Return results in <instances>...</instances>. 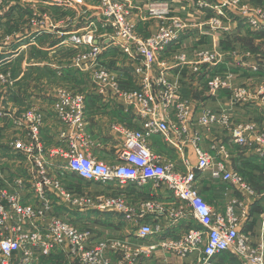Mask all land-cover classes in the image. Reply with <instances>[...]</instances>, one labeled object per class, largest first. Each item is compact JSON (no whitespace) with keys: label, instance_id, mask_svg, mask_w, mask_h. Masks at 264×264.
Segmentation results:
<instances>
[{"label":"crops","instance_id":"1","mask_svg":"<svg viewBox=\"0 0 264 264\" xmlns=\"http://www.w3.org/2000/svg\"><path fill=\"white\" fill-rule=\"evenodd\" d=\"M199 1L175 2L172 15L184 23L185 30L178 41L158 56L153 68L154 79L164 75L168 81L179 85L177 99L188 106V116L184 123L178 121L174 109L164 113L174 125L172 139L179 144L172 145L161 134L151 135L147 143L155 153L181 173L187 172L183 162L189 161L191 170L197 175L198 189L216 214H224L231 204L239 211L238 202L242 203L246 216L242 218L240 231L250 238L254 248L262 247L264 254V162L254 148L236 145L231 133L233 127L247 124L264 131V94L260 92L264 88V32L251 27L250 15H243L235 9L226 11L227 20L223 19L222 22V28L226 30H213L208 23L214 12L208 8H200ZM201 1H207L211 6L220 2ZM241 1L252 9L251 13L253 10L264 12V0ZM148 3L149 0H131L133 20L138 31L146 37L154 35L161 25L157 20H141L140 15L146 10ZM3 10L0 14V25L3 26L0 29V76H3L0 78V189L8 176H19L26 185L22 193L24 202L37 204L33 187L37 182L34 156L14 148L16 141L26 140L28 137L29 124L24 117L29 112H35L43 118L40 142L44 150L39 156L45 159L52 178L59 180L68 192L97 199L122 197L134 209L131 218L115 209L80 210L52 189L50 199L53 215L89 231L93 243L121 242L134 248L146 244L138 238V230L142 224L159 222L163 225L164 232L154 237L158 244L165 239L201 229V225L195 221L189 223L181 218L170 221L167 215L161 217L150 213L139 218L142 205L148 201L162 203L167 207L168 213L180 207V201L165 186L156 188L148 183L143 189L108 190L71 173L64 158L51 156L55 149L62 146V133H72L55 113L61 91L84 95L86 113L82 135L87 145L86 152L98 161L117 164L124 141L115 127L140 130L143 119L135 110L127 109L123 99L100 95L93 71L85 69L79 72L75 69L74 59L88 47L68 41L71 32L81 31L78 30L81 29L80 24L74 27L67 23V18L74 17L71 11L56 7L51 0H8ZM34 12H39L43 17L40 25L31 27L29 21ZM95 15L90 12L82 19L81 26L90 20H96ZM203 50L220 53L222 60L215 66L203 65L196 72L197 55ZM178 55H185L189 64L182 66L175 62L174 57ZM100 66L119 80L122 90L139 89L142 78L137 73L139 64L128 60L117 50L107 49ZM227 75L232 77L231 86L213 94L210 86L214 77ZM239 88L250 92L249 103H233V92ZM208 112L214 114L218 121L227 118L229 124L217 122L210 126L202 125L201 120ZM255 137L256 134L250 135L252 141ZM197 146L209 153L215 161L223 163L229 172L239 173L251 186L253 194L216 181L211 170L198 171L195 152ZM36 227L45 231L47 221H38ZM67 248L43 258L40 264L48 259H53V264H69ZM111 256L114 264H117L119 253ZM162 261L169 264H189L192 258L181 259L160 248L153 259L142 256L136 264H161ZM214 264L245 263L235 251H228L217 257Z\"/></svg>","mask_w":264,"mask_h":264},{"label":"built area","instance_id":"2","mask_svg":"<svg viewBox=\"0 0 264 264\" xmlns=\"http://www.w3.org/2000/svg\"><path fill=\"white\" fill-rule=\"evenodd\" d=\"M51 1L56 7L73 13V18H67L70 26L77 27L80 24L81 29L78 30L81 31L71 32L68 41L85 45L88 49L74 59L75 69L79 72L85 69L93 71L100 95L123 99L127 109L135 110L143 119L140 130L115 127L124 141L117 164L110 165L98 161L86 152L87 145L82 135L86 113L84 95L61 91L55 113L72 133H62V146L55 149L51 156L64 158L71 173L108 190L143 189L148 183H152L156 188L165 186L180 201V207L168 213L167 207L162 203L148 201L142 205L139 218L142 219L150 213L161 217L167 215L170 221L177 218L186 219L189 223L195 221L201 225V229L165 239L158 244L154 237L161 235L164 228L157 222L140 226L138 238L146 243L143 247L134 248L121 242L93 243L89 231L52 214V189L80 210L115 209L131 218L134 209L122 197L97 199L66 191L59 180L51 177L45 159L39 156L44 150L40 142L42 115L29 112L24 117L29 124L28 137L26 140L16 141L14 148L34 156L37 182L33 187L37 204L24 202L22 193L26 185L21 177L10 175L5 179L4 186L0 189V264H40L43 258L50 257L66 247L69 264H114L111 256L113 253H119L117 264H136L142 256L153 259L160 248L181 259L192 258L189 264H214L217 257L228 251H235L245 264H264L262 247L254 248L250 238L240 231L242 218L246 216L243 204L238 202L239 211L231 204L224 214H216L198 189L197 175L191 170L189 161L183 162L187 172L181 173L161 155L155 153L147 143L151 135L161 134L169 143L178 146L179 143L172 139L174 125L164 113L174 109L180 123H184L188 116L187 104L177 99L180 93L179 85L171 83L164 75L157 79L153 76L158 56L178 41L185 30L184 23L172 15V7L178 0H149L140 18L157 20L161 25L154 35L148 37L138 31L133 20L131 0ZM198 3L200 8H208L214 12L208 23L213 30H226L222 28V22L227 20L226 11L235 9L243 15H250L251 27L264 32V12L253 10L251 13L252 9L241 0H220L215 6H211L207 1L200 0ZM90 12L96 14V20H90L81 26L82 19ZM42 17L39 12H34L29 21L30 26L40 25ZM110 48L139 64L137 73L142 78L138 90H122L119 80L100 66L104 52ZM221 58L220 53L203 50L197 55L195 71L199 72L203 65L215 66L220 63ZM174 60L182 66L189 64L185 55L175 56ZM231 82V76H216L211 82L210 90L213 94L217 93L229 88ZM260 92L264 94V88ZM250 100L251 94L247 89L239 88L233 92L234 104H246ZM217 122L229 124L227 118L218 121L211 112L205 114L201 120L204 126ZM231 133L236 145L254 148L264 162V131H259L255 125L247 124L233 127ZM251 134H256L254 141L250 138ZM195 152L198 171L211 170V175L216 181L253 194L251 186L239 173L229 172L223 163L215 161L199 146ZM41 220L47 221L45 231L36 227ZM29 226L31 228L28 229ZM161 264L169 263L162 261Z\"/></svg>","mask_w":264,"mask_h":264},{"label":"rangeland","instance_id":"3","mask_svg":"<svg viewBox=\"0 0 264 264\" xmlns=\"http://www.w3.org/2000/svg\"><path fill=\"white\" fill-rule=\"evenodd\" d=\"M12 1H17V0H12ZM19 2L20 1H23V0H18ZM7 2H8V0H0V14H2L3 12H4V10H3V7L7 4ZM18 4V3H17ZM16 4V5H17ZM21 9H23V8H21ZM29 9V8H28ZM33 11V10H32ZM32 11H31V13H32ZM25 12L26 13H28V10L27 9H25ZM7 13H8V11H7ZM30 13V14H31ZM34 14V13H33ZM0 29H3V26L2 25H0ZM54 263V260L53 259H48V260H46L43 264H53Z\"/></svg>","mask_w":264,"mask_h":264}]
</instances>
